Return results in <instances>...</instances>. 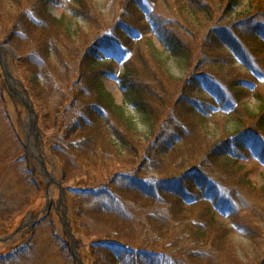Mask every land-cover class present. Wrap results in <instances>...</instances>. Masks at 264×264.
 <instances>
[{
  "label": "trees",
  "instance_id": "trees-1",
  "mask_svg": "<svg viewBox=\"0 0 264 264\" xmlns=\"http://www.w3.org/2000/svg\"><path fill=\"white\" fill-rule=\"evenodd\" d=\"M242 1L175 0V25L186 37L170 29L172 19L164 25L149 17L156 1L137 2L132 18L138 19L137 12L142 18L134 23L120 20L113 27L122 32V40L106 48L94 43L75 55L90 73L82 76L86 85L78 90L81 100L67 107L72 119L53 146L57 164L65 170L62 178L74 169L105 171L123 160V152L129 159L127 177L75 193L89 200L71 216L75 236L83 239L84 233L87 237L96 232L118 246L93 243L94 264H221L237 254L230 243L232 230L219 214L235 215L239 189H256L248 161L256 158L264 166V136L247 126L264 125V109L258 112L248 103L257 87L240 70L242 65L254 66L251 51L264 54V46L255 45H264V33L255 22L264 18V11L251 1L245 15L238 13ZM39 2L51 15L48 8L60 0ZM222 7L234 20L225 25L228 16L221 15L216 20L220 25L208 28ZM36 12L28 9L25 21L27 27H37L39 41L61 31L66 39L76 40V27L67 14L44 24ZM80 12L74 15L93 17ZM204 28L209 32L202 37ZM102 38L105 33L100 32L96 40ZM50 48L58 52L54 41ZM89 54L93 57L86 58ZM111 79L123 102L107 85ZM183 91L199 96L179 101ZM64 100L58 103L62 113ZM182 102L185 107L177 112ZM117 183L124 184L127 195L111 187ZM82 188L76 190H86ZM2 212L0 222L5 221Z\"/></svg>",
  "mask_w": 264,
  "mask_h": 264
},
{
  "label": "rangeland",
  "instance_id": "rangeland-1",
  "mask_svg": "<svg viewBox=\"0 0 264 264\" xmlns=\"http://www.w3.org/2000/svg\"><path fill=\"white\" fill-rule=\"evenodd\" d=\"M81 1L60 0L58 5L48 8L51 15L43 11L39 0H6L3 4L0 2V46H4L0 49V210L3 211L1 215L5 220L0 222V264H94L96 259L94 250L91 249L92 244H112L96 232L87 237L84 233L83 239L75 236L71 216L87 206L89 200L67 188L96 189L115 177H127V154L123 152V160L109 166L105 171H92L87 174L74 169L69 176L62 178L65 170L58 166L59 161L55 159L53 146L60 142L65 127L72 119L73 113L71 110L67 111V107L81 100L78 90L86 85V78L81 81L82 76L90 73L85 61L76 60L75 55L81 56L94 43L99 42V47L106 48L113 42L122 40V32L113 30V27L120 20L131 23L139 21L142 15L138 12V19L132 18L137 9L135 3L149 5L153 0H85L86 4ZM154 1L156 3L152 6L149 17L156 18L163 24L172 19L174 25L172 23L171 28L168 25L167 27L176 33L178 30L179 34L185 36L184 30L176 28L175 25V21H178L174 11L175 0ZM251 1L260 3V9L264 11V0H243L238 13L245 15L250 10ZM33 7L44 24L50 17L60 18L67 14V19L70 18L76 27V40L66 39L61 31L49 36L48 41H39L37 27L30 25L29 28L25 21L26 11ZM81 10L93 17L88 20L81 16L76 17L74 12L81 13ZM224 10L223 7L219 10L215 21L208 28L220 25L217 21L224 15ZM224 16H228L223 23L225 25L234 20V15ZM255 22L260 24L258 27L264 33V18ZM208 28L203 29L202 37L209 32ZM100 32L105 33V39L96 40ZM152 38L160 46L158 40L154 36ZM52 41L58 45V52L51 51L52 46L46 49ZM255 45L264 46L260 43ZM251 52L255 62L253 69L242 65L240 70L242 76L257 87L247 101L259 108L260 112L264 109V54L259 49ZM92 55H86V58L93 57ZM77 65L79 71L76 69ZM178 70L173 68L177 75ZM5 71L18 84L17 89L22 91V97L26 100L30 98L39 117L38 137L37 134L29 135L32 123L29 109L10 85L12 79ZM182 78L186 79L187 76ZM107 85L118 101L123 102V94L118 84L111 79L107 80ZM198 96L195 92L188 94L183 91L177 99L180 101ZM61 99L66 100L62 107H65L63 113V109L59 111L58 103L62 102ZM184 104L182 102L177 112L183 111ZM125 108L127 112V106ZM130 113L133 114L132 111ZM247 126L252 127L261 137L264 136V125L259 128L254 122ZM140 128L145 129L142 125ZM33 137L34 150H31L29 139ZM256 161L259 162L254 158L247 163L249 169H252L251 176L257 183L256 189H239L236 199L238 210L235 215H228L227 212L219 214L222 222L232 230L230 243L237 252L231 260L220 261L221 264L264 263V166ZM58 184L65 190H61ZM111 187L118 193L127 195L123 183ZM12 223V229H9ZM7 225V232H4ZM20 228L21 231L12 238H7ZM69 232L74 234V241ZM1 239L8 240L1 242ZM14 249H18L16 253L13 252Z\"/></svg>",
  "mask_w": 264,
  "mask_h": 264
},
{
  "label": "water",
  "instance_id": "water-1",
  "mask_svg": "<svg viewBox=\"0 0 264 264\" xmlns=\"http://www.w3.org/2000/svg\"><path fill=\"white\" fill-rule=\"evenodd\" d=\"M0 48H2L1 46H0ZM7 75H9L10 77H11V75L8 73ZM21 99L23 100V102H25V104H26V106H27V108L29 109V112H30V117H31V121H32V123H33V126L35 127V129H36V133L35 134H37V121H38V115L36 114V112H35V110H34V108H33V104H32V102H31V100H30V98L28 97V99L26 100V99H24L23 97H21ZM37 137H38V134H37ZM60 188H61V186H60ZM61 190H63L62 188H61ZM19 231H21V228L20 229H18V231H16L12 236H10L9 238H12L17 232H19ZM70 236H71V238L74 240V236H73V234L71 233V232H69L68 233ZM103 246L104 247H110V248H113L114 246L113 245H110V244H103Z\"/></svg>",
  "mask_w": 264,
  "mask_h": 264
},
{
  "label": "bare ground",
  "instance_id": "bare-ground-1",
  "mask_svg": "<svg viewBox=\"0 0 264 264\" xmlns=\"http://www.w3.org/2000/svg\"><path fill=\"white\" fill-rule=\"evenodd\" d=\"M10 85L15 89V90H17L18 92H20L19 91V89H17V87H18V84L15 82V81H13V80H11L10 81ZM32 122V121H31ZM36 133V129H35V127L33 126V124L31 123V125H30V129H29V135L30 136H32L33 134H35ZM34 136V135H33ZM34 137H33V139L31 138V139H29V147H30V149L31 150H34Z\"/></svg>",
  "mask_w": 264,
  "mask_h": 264
}]
</instances>
